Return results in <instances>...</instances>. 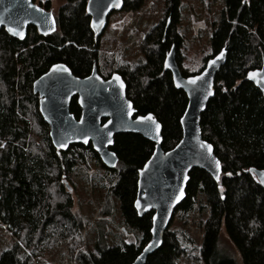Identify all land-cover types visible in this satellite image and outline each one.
I'll return each instance as SVG.
<instances>
[{"label":"trees","instance_id":"1","mask_svg":"<svg viewBox=\"0 0 264 264\" xmlns=\"http://www.w3.org/2000/svg\"><path fill=\"white\" fill-rule=\"evenodd\" d=\"M87 1L66 0L54 13L55 32L46 36L30 27L25 39L18 40L0 29V221L15 236L0 253V264H36L35 257L41 258L63 241L79 264H130L138 256L151 238L153 216V211L139 216L134 207L138 171L155 144L136 133L115 135L111 149L118 162L112 169L101 163L91 144L74 143L58 150L40 114L33 82L59 62L79 77L88 76L94 66L105 79L120 73L138 114L152 113L162 124V148L167 151L182 138L180 120L188 103L185 92L174 86L170 71L164 68L172 45L184 76L200 72L210 57L227 49L214 96L201 118L203 137L214 146L222 173L216 180L205 170L193 168L186 197L175 212L189 213L200 197L205 198L209 213L202 222L199 253L193 254L188 246L192 241L183 232L169 227L162 246L146 264H180L184 258H197L198 264H264V188L247 171L264 169V97L246 79L249 70L264 64V0H224L219 19L211 23V50L196 71L181 65L183 39L176 25L182 0H164L169 20H161L142 37L143 56L135 64L118 62L119 55L100 53ZM37 3L51 10L49 0ZM145 3L125 0L123 9L138 11ZM70 111L76 118L81 114L76 97ZM89 159L110 181L101 215L113 213L110 194L119 202L124 224L138 232L135 242L109 243L99 228L93 245L83 247L84 222L73 210L74 198L67 185L74 183L77 169ZM223 226L240 261L220 248Z\"/></svg>","mask_w":264,"mask_h":264},{"label":"water","instance_id":"2","mask_svg":"<svg viewBox=\"0 0 264 264\" xmlns=\"http://www.w3.org/2000/svg\"><path fill=\"white\" fill-rule=\"evenodd\" d=\"M124 1H87L86 11L95 40L103 35L110 15L123 10ZM0 21V29L18 40L25 39L30 27H35L44 36L54 33L57 28L53 10L45 9L35 0H0ZM10 28L13 31H9ZM226 60L227 49L222 48L207 60L200 72L184 76L177 62L175 45L167 52L164 68L170 71L174 86L183 90L188 99L180 120L182 138L167 151L162 148V124L152 113L138 114L127 96V85L120 73L114 72L105 79L94 66L88 76L79 77L67 64L59 62L51 65L33 82V90L39 96L40 114L49 127L51 142L58 150L65 151L74 143L91 144L101 163L112 169L118 162L116 153L111 149L115 135L136 133L155 144L152 155L138 171L134 201L139 216L153 211L151 238L130 264H146L149 255L162 246L165 231L186 197L193 168L205 170L216 180L220 178L222 163L214 146L203 137L201 118L214 96L216 76ZM246 79L257 86L264 97V64L249 70ZM74 97L81 108L78 118L70 111ZM129 105L133 109L131 115L128 114ZM147 116H151L152 120L137 119ZM247 171L264 188L261 182L264 181V169L251 167Z\"/></svg>","mask_w":264,"mask_h":264},{"label":"rangeland","instance_id":"3","mask_svg":"<svg viewBox=\"0 0 264 264\" xmlns=\"http://www.w3.org/2000/svg\"><path fill=\"white\" fill-rule=\"evenodd\" d=\"M45 3L48 0H36ZM50 8L58 13L66 0H49ZM224 0H182L177 31L182 36L183 45L180 50L181 65L191 71L198 70L203 64L202 58L210 49L212 21L219 19ZM164 0H146L145 5L138 11L121 10L113 12L109 17L107 28L100 37V53L119 55L118 62L135 64L142 59L140 41L142 37L165 16ZM109 179L104 171L92 159L85 167L78 168L74 183L68 184L67 189L74 198L73 210L84 222L82 236L83 247L88 249L96 240L99 228L106 233L109 243L135 242L138 232L124 224L118 200L109 194L113 208L111 215H101V208L108 195ZM209 210L204 197L198 199L196 208L189 213L174 214L169 225L172 230L183 232L192 241L188 245L193 254H198L202 242V222ZM15 236L11 234L8 225L0 221V253L9 247ZM221 250L237 256L241 255L230 241L225 226L220 233ZM79 264L75 255L69 250L65 241L48 248L41 258L35 257L38 264ZM197 258L182 259L180 264H198Z\"/></svg>","mask_w":264,"mask_h":264},{"label":"snow or ice","instance_id":"4","mask_svg":"<svg viewBox=\"0 0 264 264\" xmlns=\"http://www.w3.org/2000/svg\"><path fill=\"white\" fill-rule=\"evenodd\" d=\"M118 6V5H117ZM0 23H2V21H0ZM9 31H13V29H9ZM223 55V53H221V56ZM165 66L167 67L168 65H167V62L165 63ZM54 67H56V68H61L62 66H54ZM64 71H67V69L66 68H64L63 69ZM250 75H255V74H250ZM209 94H211V93H209ZM132 111H133V109L131 108V106L129 105V112H128V114L129 115H131L132 114ZM137 119L138 120H152V117L151 116H147V117H137ZM156 127H157V129L159 128V125L157 124L156 125ZM110 135V134H109ZM109 143H111V141H109ZM208 148L209 149H211V146L209 145L208 146ZM217 168H219V162H217ZM249 171H251V170H249ZM262 174H264V173H262ZM230 175V174H229ZM262 183H264V181H261Z\"/></svg>","mask_w":264,"mask_h":264},{"label":"flooded vegetation","instance_id":"5","mask_svg":"<svg viewBox=\"0 0 264 264\" xmlns=\"http://www.w3.org/2000/svg\"><path fill=\"white\" fill-rule=\"evenodd\" d=\"M168 20H169V17H168Z\"/></svg>","mask_w":264,"mask_h":264}]
</instances>
